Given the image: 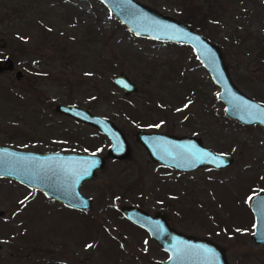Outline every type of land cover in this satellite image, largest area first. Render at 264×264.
<instances>
[{"label": "rangeland", "instance_id": "374dc122", "mask_svg": "<svg viewBox=\"0 0 264 264\" xmlns=\"http://www.w3.org/2000/svg\"><path fill=\"white\" fill-rule=\"evenodd\" d=\"M139 1L218 44L234 82L264 103V60L251 55L259 53L258 46L240 43L253 34L243 27L246 22H254L253 31L263 29L264 0H223L222 6L221 0H210L224 7L215 19L203 16L205 0L197 5L193 0ZM250 1L259 2L258 18L244 17ZM194 10L198 15L187 22L183 16ZM0 36L6 39L0 59L13 63L0 71V143L38 151L97 149L105 156V165L81 187L95 198L85 214L0 177V264L166 259L159 244L124 218L121 204L153 215L165 212L175 229L222 246L228 264H264V244L251 237L250 207L252 196L264 192V128L224 114L218 87L190 46L133 34L99 0H0ZM120 72L137 84L136 91L126 94L113 82ZM58 103L112 119L127 138L129 158H109L108 137L57 111ZM138 129L194 135L232 160L221 168L165 166L151 160L136 140Z\"/></svg>", "mask_w": 264, "mask_h": 264}, {"label": "water", "instance_id": "95a60500", "mask_svg": "<svg viewBox=\"0 0 264 264\" xmlns=\"http://www.w3.org/2000/svg\"><path fill=\"white\" fill-rule=\"evenodd\" d=\"M99 1L135 35L190 46L218 87L217 96L223 103L224 114L242 124H258L264 128V103L247 95L234 82L218 44L186 22L139 0ZM5 45L6 39L0 36V47ZM12 67L10 58L0 59V71ZM21 76L22 72L17 69L16 79ZM112 80L126 94L137 89V84L124 72L114 74ZM55 109L95 126L106 135L109 139L107 155L120 160L129 158L131 150L127 138L109 117L73 103H58ZM135 138L151 160L179 170L203 165L221 168L232 160L231 154L211 149L194 135L138 129ZM104 165L105 156L98 153L38 151L0 143V177L35 188L73 208L89 209L91 199L80 191V185L84 180L94 178L95 170ZM250 207L254 215L251 237L264 244V192L252 196ZM120 210L128 221L145 229L167 252L168 257L156 264H228L222 246L209 238L175 229L165 212L157 211L151 215L133 204H123Z\"/></svg>", "mask_w": 264, "mask_h": 264}, {"label": "trees", "instance_id": "16d2710c", "mask_svg": "<svg viewBox=\"0 0 264 264\" xmlns=\"http://www.w3.org/2000/svg\"><path fill=\"white\" fill-rule=\"evenodd\" d=\"M210 0H205L203 2V4L200 6V10H203V16L204 17H207V18H211L213 17L214 19L215 18H218L219 17V12L224 8V7H220L222 6V3H223V0L219 1L217 4H219L220 6L218 5H213V4H210L209 3ZM187 2L183 1V5L186 4ZM192 3H194L195 5H197L199 2L198 0H193ZM208 3V4H207ZM250 4L252 5L249 6L248 9H246V11L244 12L245 14V19L247 18L248 14L249 16H253L255 18H258L259 17V14L256 13L258 10H256L255 8L258 7V4L259 2H255V1H250ZM197 15H198V10H197ZM196 13H195V10L194 11H188L187 12V17L186 16H183L184 19H186L187 22H190L192 23L193 20L190 16L194 17L196 16ZM247 15V16H246ZM201 19V18H200ZM262 19H264V17H262ZM202 20V19H201ZM243 27H247L246 30H249L250 32H252L253 34L251 35H246L248 40L245 39L244 37H241V40H240V43L242 42H250L251 44L255 45V46H258L259 48V53H251V55L255 58V59H260V60H264V24H263V29L260 31V28H258V30L255 28V30H251L250 28L254 29L253 27H256L254 22L252 21H248L246 22V25L243 26ZM238 41H239V37L237 38ZM12 93V92H11ZM13 94V93H12ZM7 142V140H6ZM5 142V143H6ZM6 144H9V143H6Z\"/></svg>", "mask_w": 264, "mask_h": 264}, {"label": "flooded vegetation", "instance_id": "af4514ba", "mask_svg": "<svg viewBox=\"0 0 264 264\" xmlns=\"http://www.w3.org/2000/svg\"><path fill=\"white\" fill-rule=\"evenodd\" d=\"M95 129L97 130V128L95 127ZM50 150H52V151H68V152H73V151H77V152H93V153H99V152H97V149L96 150H85V149H83V148H69V147H67V148H55V149H50ZM99 154H101V155H103L102 153H99ZM109 158H112V157H109ZM113 159H115V158H113ZM116 160V159H115ZM90 179V178H89ZM89 179H86V180H84L82 183H81V185H80V190H81V187L83 186V184L87 181V180H89ZM82 192V191H81ZM83 193V192H82ZM84 195H85V193H83ZM85 196H87V197H89L90 199H91V205H93L94 203H95V198L94 197H92V196H89V195H85ZM48 197V196H47ZM51 200H53V201H56V202H58V205L60 206V207H64V208H66V209H68V210H70V211H72V212H75V213H78V214H85L87 211H89V209H90V207H91V205H90V207H89V209H87V210H85V209H79V208H73V207H70L69 205H67V204H65V203H63V202H61V201H59V200H56V199H53V198H51V197H49ZM123 204H121L120 205V207L118 208V210L121 212V210H120V208H121V206H122ZM112 210V209H111ZM115 210V209H114ZM151 215H153V214H151ZM131 223V222H130ZM135 225V224H134ZM147 234H148V232L145 230V229H143ZM148 236L150 237V238H152L149 234H148ZM153 239V238H152ZM154 240V239H153Z\"/></svg>", "mask_w": 264, "mask_h": 264}, {"label": "snow or ice", "instance_id": "6c2138e0", "mask_svg": "<svg viewBox=\"0 0 264 264\" xmlns=\"http://www.w3.org/2000/svg\"><path fill=\"white\" fill-rule=\"evenodd\" d=\"M185 107H187V105H185ZM92 245H88V247H91Z\"/></svg>", "mask_w": 264, "mask_h": 264}]
</instances>
